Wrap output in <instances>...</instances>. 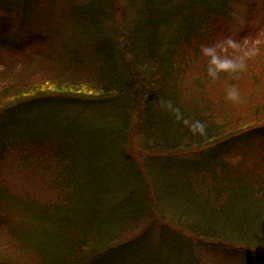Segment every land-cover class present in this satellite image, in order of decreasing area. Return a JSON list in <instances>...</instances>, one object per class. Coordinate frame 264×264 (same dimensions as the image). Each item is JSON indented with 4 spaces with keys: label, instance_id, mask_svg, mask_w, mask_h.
Masks as SVG:
<instances>
[{
    "label": "trees",
    "instance_id": "trees-1",
    "mask_svg": "<svg viewBox=\"0 0 264 264\" xmlns=\"http://www.w3.org/2000/svg\"><path fill=\"white\" fill-rule=\"evenodd\" d=\"M235 1L86 0L70 9L68 24L58 35L56 30L51 37L28 34L18 44L0 35V49H8L11 58L15 53L23 67L13 71L15 66L8 62L0 69V162L7 155L15 156L25 170L32 169L42 177L40 188L51 191L50 199H41L38 195L14 194L0 183V224L11 229L6 238L15 241L17 250L30 248L34 264H163V246L148 252L135 245L128 247L137 241L115 240V228L129 217L137 221L133 219L136 215L146 218V228L157 223L161 231L169 228L171 237L179 230L186 231V239L197 241L203 249L209 242L215 246L212 251H245L256 255L257 264H264L263 172L217 160L241 138L264 131V99L246 115H240L226 102V96L221 103L226 107L220 105L219 110L211 98L213 91L224 90L242 77L253 86L260 85L262 77L255 70H264V52L255 50L243 57L216 49L220 56L242 63L243 68L220 72L215 79L208 75V59L201 54V46H213L209 35L213 18L227 15ZM129 4L135 5L130 18ZM181 6L190 9V14ZM2 29H6L4 25ZM42 45L43 54L34 66L32 60L28 61V51H42ZM187 74L189 87H179ZM218 78L220 81L214 83ZM59 95L82 102L66 104L67 129L60 123L43 139L28 129V121H23L24 110L37 100ZM100 99L108 106V113L94 107L99 112L89 116L90 104L85 102ZM189 99L192 101L188 105L178 102ZM17 107L21 110L17 113L19 120L11 125L4 117ZM69 109H73L70 114ZM175 109L190 123H204L206 134L191 132L183 119L177 120ZM154 110L165 120L161 126L166 137L160 139L157 133L144 135L150 140L145 148L150 174L130 172L127 179L134 175L140 181L142 175L141 181L146 176L149 184L153 179V187L158 186V192L163 189L168 206L174 210L169 199L177 198L181 210L178 219L180 223L185 219V224L176 221L173 227L166 221L167 216L166 219L155 210L160 195L151 199L147 209L138 205L149 199L141 198L146 183L139 193L135 189L140 182L133 183L129 194L108 204L102 201V191L86 187L94 176L93 161L101 157V173L109 153L115 152L119 162V141L141 134L147 125L143 120L151 119ZM104 113L110 115L111 125L117 126V137L110 125L99 138L94 136L90 141L89 130H83V140L78 138L79 128L94 129L88 128L85 120ZM168 131L172 133L167 135ZM157 145L161 147L155 148ZM77 146L84 158L89 156L85 159V174L77 168ZM169 153L176 157L164 163L163 154ZM114 179L115 186L116 174ZM194 213L195 219L190 217Z\"/></svg>",
    "mask_w": 264,
    "mask_h": 264
},
{
    "label": "rangeland",
    "instance_id": "rangeland-1",
    "mask_svg": "<svg viewBox=\"0 0 264 264\" xmlns=\"http://www.w3.org/2000/svg\"><path fill=\"white\" fill-rule=\"evenodd\" d=\"M83 1L86 0H0V35L7 37V39L14 44L23 43L28 34L39 33L43 36L49 34L48 37L54 36L55 33L58 35L68 24V13L70 12V9H72L74 5ZM121 3H124V0H121ZM181 7L190 14V9L185 6ZM128 8L130 10H128L127 16L130 18V15L133 16L134 14L135 5L129 4ZM3 25L4 28H6L5 30L2 29ZM55 30L56 32L52 33V31ZM209 33L211 44L215 46L220 53H226L228 55L241 54L243 57H246L247 55H250L249 53H254L255 50L264 52V0H236L233 3L232 10L227 15L213 18L210 23ZM229 40L234 41L238 47L234 48L230 46L227 43ZM55 48L58 49V45H55ZM41 49L42 51L39 50L38 52H36L35 49L28 51V61L32 60L34 62L32 65L34 66L37 65L39 56L43 54L44 45H42ZM10 53L11 52L8 51V49H0V69H2L1 67L4 66V63L8 62H11L12 65L15 66L13 67V71L23 69L22 62L17 58V55L14 53V58H11L9 57ZM252 59L255 60L253 56ZM255 72L258 74V77H262L260 85L257 83L253 86V84L248 83V79L242 77L236 84L234 82L230 86H235L239 89L240 100L238 102H233L227 99V91L230 87L224 90L217 89L213 91L211 98L216 102V109L219 110L218 107L220 105L226 107L224 104H221L224 96H226V102L232 106L231 108L240 113V115H246V113L251 111L254 105L263 103L264 70L257 69ZM246 74L247 73L245 72L244 75ZM189 78V74L183 76V82L179 87L186 86L190 81ZM218 81H220V78L216 79L214 83ZM221 82L218 84H221ZM211 87L212 86H210V89ZM129 92L131 93L132 90L130 89ZM183 96L184 93H182V98ZM77 100L78 99L75 97L63 98L60 95L57 96V98H42V100L33 102V107L24 110L23 121H28V129L33 130V133H38L40 137L45 139L46 134L56 130L60 123L65 126V130L67 129L69 124L66 117L68 115V107L64 106L66 104L72 106L73 101H75V103L82 102H76ZM190 101H192V99L186 101L178 100L179 104L186 105H188ZM41 102L45 104H41ZM85 103L90 104L88 107L89 116H93L95 113L99 112L98 110H95L94 107L101 112H107L108 106L103 103L101 99L89 100ZM95 103L100 104L101 107L99 108V105L95 106ZM102 107H104L105 110L102 109ZM20 111V108L17 107L11 115L5 116L4 120H7V122H10L12 125L19 120L17 113ZM72 112L73 109H69V114ZM107 113L101 114L98 118L93 117L85 120L84 122L88 123V128L94 129L79 128L78 138L81 140L84 139L83 130L92 131L89 135L90 141L94 136L99 138L101 132L108 130L112 124L110 115ZM150 117L151 119L143 120L144 122L146 121L147 125L146 128L142 129L141 134H134L131 137L128 136L126 139L123 138L119 141L121 142V156L119 162H116L115 160L117 157L115 152L109 153L106 158V163H104V173H101V157L93 161L92 167H94V176L92 177V180L88 181L86 187L88 189H90V187H96L95 190H99V192L102 191L104 195L102 201L108 204L110 202H116L114 199H120L123 194H129L133 190V183L140 182L137 186L138 188L135 189L138 193L144 188L143 184L146 183V188L144 189L141 198L146 197L149 199L146 201H139L138 205L140 206L141 203L142 208L147 209L151 199L156 195H160V197L157 196L158 201H156L154 206L156 212L160 216L163 215L165 218L167 216L168 219L166 218V221L171 223V227L177 225L175 223L176 221L177 223L179 222L178 224L182 225L185 219L182 218V223H180L178 219V217L181 216V210L175 196L169 199L173 206H175L174 210L168 206L167 199L165 198L166 195H164L166 193L163 192V189L161 188V192H158V190H156L159 189L158 186L157 188L153 187V179L150 180L151 184L148 183L149 179L146 176H144V181H141L142 175L140 181L137 180V177L134 175L132 179H127L130 172L144 175L143 172L146 171L150 174V169L147 167L148 163H146L148 156L145 151L150 140L149 138H145L144 135H149L150 133L153 135L157 133L156 136L160 139L166 137V130H164L163 133L161 126L165 121L164 118L160 114H157L155 110L150 113ZM83 120L84 118L79 119L78 122H82ZM84 125L80 126L84 127ZM111 129H114L115 137H117V126H115V123H113V126L111 125ZM170 133L172 132L168 131L167 135H170ZM143 143H145V147L143 146ZM155 143L158 142H152V145H155ZM160 147L161 146L158 145L155 146V148ZM77 148V168L85 174L88 170V168L85 167V159L89 156L84 158V153L82 152V149H80V146H77ZM9 151H11V149ZM140 152L142 153L141 155ZM131 156H135V158L133 159ZM163 156L166 158L164 163L166 160L175 159L173 157H176L171 153L163 154ZM16 160L17 158L15 156L7 155L3 162H0V183H2L3 186H6L8 188L7 190H11L10 192L14 194L27 193L31 196L38 195L41 199L46 196L47 199H50L51 191L39 187L42 186L40 182L43 183L42 177L32 169H30V171L25 170ZM217 160L224 163L228 162V165L230 166L239 165L241 167L260 168L264 175V131L258 130L255 133H251L244 138H241L238 143L229 146V148L223 153V157H218ZM171 169L175 168L172 167ZM158 172L159 171L157 170L156 174H158ZM115 174L117 184L114 186V182L116 181V179H114ZM243 195L244 194L242 193L239 198L243 197ZM219 202L223 201H220L219 198ZM151 215L153 216V214ZM190 217L195 219L196 213L192 214ZM133 219L138 220L134 221L129 217L128 219L123 220L119 224V227L115 228L117 229L115 240L128 239L129 242L130 240L137 241V243H131L128 247L135 245L148 252H152L156 248L163 246L164 248H161V253H166L165 258L163 257V260L165 259L163 264H257L254 261L256 255L253 253L240 251L238 254H231L224 253L222 249H215L212 251L215 246H212L209 242L205 245L206 248L203 249L197 241L186 239V231L181 232L179 230V234L176 233L175 235V233H173V237H171L168 232L169 228L161 231L157 223L151 224L146 228V223H144V219L146 218H139V216L136 215ZM188 220H190L189 217ZM2 221L3 217L0 216V222ZM9 229L10 228L6 225L0 224V264H34L35 258L33 259L32 254H30L31 250L29 247H27L28 249H26V247H20V249L17 250L18 245H16L15 241L6 238L10 235L8 233ZM186 240L189 241L190 244L185 242ZM219 240L230 239L219 238ZM4 241L5 244L3 243ZM232 242L237 243L235 240H232ZM183 245H185V247ZM16 251H18V253ZM11 259L12 261H10ZM5 260L10 262L7 263Z\"/></svg>",
    "mask_w": 264,
    "mask_h": 264
},
{
    "label": "clouds",
    "instance_id": "clouds-1",
    "mask_svg": "<svg viewBox=\"0 0 264 264\" xmlns=\"http://www.w3.org/2000/svg\"><path fill=\"white\" fill-rule=\"evenodd\" d=\"M227 43L234 48L238 47V45L234 41L229 40ZM201 54L208 59V75L213 79L217 78L220 72H234L238 69L243 68V64L238 63L235 59L220 56L215 46H201ZM227 99L233 102H238L240 100L239 89L235 86L230 87L227 91ZM169 107H171V105H169ZM174 111L177 113V120H182L183 118L182 115L179 114V109H175ZM183 123L187 125L189 127V130L194 134L197 132L200 135L206 134V126L199 120L190 123L189 120L183 119Z\"/></svg>",
    "mask_w": 264,
    "mask_h": 264
}]
</instances>
